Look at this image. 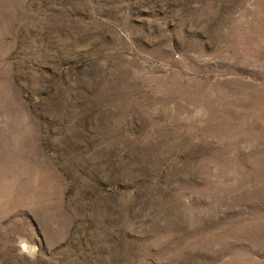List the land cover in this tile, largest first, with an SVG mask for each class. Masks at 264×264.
<instances>
[{
  "label": "rangeland",
  "instance_id": "1",
  "mask_svg": "<svg viewBox=\"0 0 264 264\" xmlns=\"http://www.w3.org/2000/svg\"><path fill=\"white\" fill-rule=\"evenodd\" d=\"M0 264H264V0H0Z\"/></svg>",
  "mask_w": 264,
  "mask_h": 264
}]
</instances>
